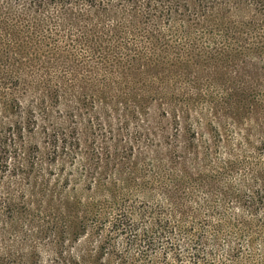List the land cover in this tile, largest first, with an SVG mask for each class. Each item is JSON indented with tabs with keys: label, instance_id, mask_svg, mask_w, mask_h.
<instances>
[{
	"label": "rangeland",
	"instance_id": "1",
	"mask_svg": "<svg viewBox=\"0 0 264 264\" xmlns=\"http://www.w3.org/2000/svg\"><path fill=\"white\" fill-rule=\"evenodd\" d=\"M261 4L0 0V131L12 135L8 152L0 153V264H120L116 249L130 251L125 264H137L130 258L138 246L129 248L126 236L109 232L108 197L98 199L104 206L95 205L105 212L104 225L89 221L75 237L72 217L78 209L84 218V207L72 198V182H56L61 172L53 148L63 139L70 149L79 141L66 171L88 175L107 168L105 142L117 135V115L127 118L121 124L124 141L165 144L148 131L167 127L173 164L183 160L175 158L174 145L191 143L195 128H217L218 145L234 146L239 128L255 133L264 123ZM116 81L128 85L117 93L115 112L107 83ZM137 158L120 163L118 172L133 174ZM17 166L25 172L15 171ZM113 193L122 197L118 187Z\"/></svg>",
	"mask_w": 264,
	"mask_h": 264
},
{
	"label": "trees",
	"instance_id": "2",
	"mask_svg": "<svg viewBox=\"0 0 264 264\" xmlns=\"http://www.w3.org/2000/svg\"><path fill=\"white\" fill-rule=\"evenodd\" d=\"M118 82L111 83L113 86L107 83L108 90L115 94L114 107L110 109L115 112L121 103L117 93L128 85ZM196 117L201 126L202 117ZM126 119L115 117L117 135L111 134V142H105L110 159L105 170L88 175L78 169L66 171L69 154L79 141L74 140L70 149L63 139L62 146L53 148L61 172L56 182H72V198L84 207V218L79 217L78 209L72 217L77 227L75 237L86 232L89 221L96 220L97 227L104 225L105 212L97 211L95 205H103L98 199L108 197L112 204L108 205L112 212L109 232L126 236L129 248L138 246L136 257L130 258L137 264H172L184 259L188 264H264V123L255 133L248 127L236 130L239 141L234 146L223 141L217 144L222 137L217 128L214 132L202 126L195 128L191 143L174 145L175 158L183 160L173 164L167 147L171 143L167 140L171 136L167 127L149 126L148 131L154 140L163 137L165 144L161 139L150 144L133 143L124 141L121 124ZM198 134L199 139H195ZM11 137L0 131V153L8 152ZM251 138L259 145L254 146ZM142 154L143 160L138 159ZM130 157L137 158L140 165L133 174L126 169L122 176L117 168ZM15 171L25 172L20 166ZM115 187L122 197L114 195ZM88 196L92 203L87 201ZM129 252L116 249L123 257L120 264H125Z\"/></svg>",
	"mask_w": 264,
	"mask_h": 264
}]
</instances>
